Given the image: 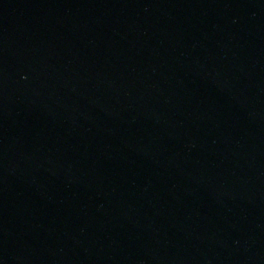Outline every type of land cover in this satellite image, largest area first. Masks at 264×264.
Here are the masks:
<instances>
[{"label":"water","instance_id":"1","mask_svg":"<svg viewBox=\"0 0 264 264\" xmlns=\"http://www.w3.org/2000/svg\"><path fill=\"white\" fill-rule=\"evenodd\" d=\"M0 264H264V0H0Z\"/></svg>","mask_w":264,"mask_h":264}]
</instances>
